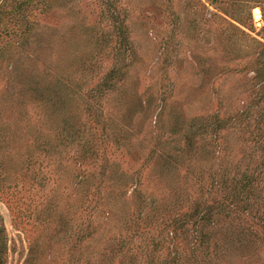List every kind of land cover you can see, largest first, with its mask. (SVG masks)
I'll return each mask as SVG.
<instances>
[{
  "label": "rangeland",
  "instance_id": "rangeland-1",
  "mask_svg": "<svg viewBox=\"0 0 264 264\" xmlns=\"http://www.w3.org/2000/svg\"><path fill=\"white\" fill-rule=\"evenodd\" d=\"M263 67L264 0H0V264H264Z\"/></svg>",
  "mask_w": 264,
  "mask_h": 264
},
{
  "label": "trees",
  "instance_id": "trees-1",
  "mask_svg": "<svg viewBox=\"0 0 264 264\" xmlns=\"http://www.w3.org/2000/svg\"><path fill=\"white\" fill-rule=\"evenodd\" d=\"M262 67V66H261ZM259 72L260 73H258V75H260L261 76V78L263 79V81H262V83L259 85V87H264V67L262 68V69H260L259 68ZM262 99H264V96H262ZM255 103H257V100H255L254 101V104ZM249 114V113H248ZM261 115V119H260V122H264V116H262L263 114H260ZM248 117H250V115H247V116H243V118H248ZM65 119H66V117L64 118V121H65ZM212 120H213V118L211 119V124H212ZM237 120H240V119H237ZM221 122H222V119H221ZM262 125H263V123H261ZM223 126V123H220V125H219V127L218 128H220V127H222ZM202 127H206L204 124H203V126ZM263 127V126H262ZM217 128V129H218ZM259 129H261V127H259ZM262 130V129H261ZM199 136H200V134L199 133H197ZM257 138H256V141L258 142V143H260L261 144V146H262V144H264V131L262 130V132H258L257 133ZM195 136H196V134L195 133H193L192 134V136L189 138V144H192V142H193V139L195 138ZM259 144V145H260ZM260 148V147H259ZM261 164H262V168H264V166H263V161H261L260 163H259V166H261ZM264 177V171H261V170H258V173L257 174H254V173H252L251 175H249V176H247V179L240 185V186H242L243 188H245L248 184H250V183H252V182H256V181H260V179L261 178H263ZM239 184V183H238ZM239 186L237 185L236 187H232L233 189L232 190H234V197H236V198H240V193H239V189H237ZM240 192L241 193H243V191L242 190H240ZM251 194V191L250 192H247L246 193V195L242 198V200H244V201H247L248 200V196Z\"/></svg>",
  "mask_w": 264,
  "mask_h": 264
}]
</instances>
